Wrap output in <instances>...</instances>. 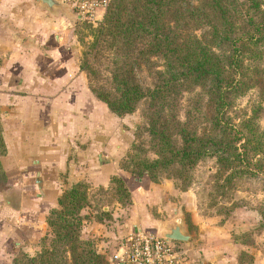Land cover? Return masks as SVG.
Instances as JSON below:
<instances>
[{
    "label": "trees",
    "instance_id": "trees-1",
    "mask_svg": "<svg viewBox=\"0 0 264 264\" xmlns=\"http://www.w3.org/2000/svg\"><path fill=\"white\" fill-rule=\"evenodd\" d=\"M104 15L101 34L113 49L115 95L92 89L117 115L132 112L148 97L150 147L156 155L143 156L134 142L128 162H119V167L145 187L162 173L187 180L198 160L214 155L213 186L221 196L229 192L237 175L264 176V131L258 125L264 84L259 102L248 108L235 104L238 96L263 83L261 1L111 0ZM143 66L153 70L151 87H143L137 78ZM185 91L192 95L181 119L178 111ZM5 153L0 122V157ZM0 174L5 179L1 159ZM115 180L125 203L130 202L129 184L125 187L120 177H112ZM85 184L76 181L67 186L58 206L46 215L53 234L50 243L35 254L20 251L12 264H110L90 239L81 236L86 217L81 210L91 202ZM260 212L264 227V208Z\"/></svg>",
    "mask_w": 264,
    "mask_h": 264
},
{
    "label": "crops",
    "instance_id": "crops-1",
    "mask_svg": "<svg viewBox=\"0 0 264 264\" xmlns=\"http://www.w3.org/2000/svg\"><path fill=\"white\" fill-rule=\"evenodd\" d=\"M74 17L51 12L35 0H0V117L6 144L0 264H11L19 247L36 252L48 230L46 215L76 181L91 189L107 186L115 175L129 180L131 203L117 226L125 233L172 218L171 199L162 202L170 188L132 186L140 179L119 167L129 141L121 119L95 96L79 67L69 42ZM9 196L18 207L5 201ZM152 209L165 219L154 218L160 216Z\"/></svg>",
    "mask_w": 264,
    "mask_h": 264
},
{
    "label": "rangeland",
    "instance_id": "rangeland-1",
    "mask_svg": "<svg viewBox=\"0 0 264 264\" xmlns=\"http://www.w3.org/2000/svg\"><path fill=\"white\" fill-rule=\"evenodd\" d=\"M260 1L264 7V0ZM56 12L63 13L59 12V9ZM72 16H75L73 12ZM104 16L95 21H81L74 17L71 20L69 42L78 53L79 67L85 72L92 92L95 94L92 89L94 88L108 90L115 95L111 76L113 49L101 34L104 29ZM159 63L161 62H156V64ZM137 78L143 87H151L155 81L153 70L146 66L138 69ZM262 81L263 83L238 96L235 100L236 106L248 108L251 104L259 102L260 88L264 84V77ZM191 95L186 91L182 94L178 111V116L181 119L184 116L183 110L187 99ZM148 102V97L142 98L132 112L123 115H117L107 105L109 111L117 115V119H121L123 134L126 135V142L129 141L128 150L119 159V162H128V155L132 153L134 142L141 147L143 156L148 158L156 156L150 147L147 122ZM261 106L263 108L259 111L258 125L264 131L263 102H261ZM0 122L2 126L1 117ZM202 124L204 123L201 122L200 126ZM0 159L3 167L2 156ZM122 170L128 175L131 174L128 169L122 168ZM216 174V158L214 155H208L198 160L195 166L190 169V177L187 180L162 173L157 182H148L149 184L162 183L164 187L161 189H171L169 193L165 192L163 196L167 198L163 197L162 201L163 204L169 198L172 201L169 211L172 217L170 222L180 218L184 231L190 234L186 241L177 240L179 248L183 250V264H264V227L261 224L260 212L264 208V176L249 173L237 175L232 180L229 192L225 196H221L213 186ZM115 177H120L123 180V185L127 187L129 180L127 182L122 176L115 175ZM5 182L4 177L0 174V189ZM136 182V180H132L130 184L135 186ZM85 185L89 186L87 183ZM118 185L119 182L115 180L107 186L88 188L91 202L81 210L86 216L83 220L81 236L90 239L93 246L98 252L105 255L109 263L111 253L115 251L121 240L133 231V229H127L128 232L125 233L118 229L124 223L121 222V219L125 218L127 206L131 203V201L125 203L126 197L123 193L121 194ZM225 206L228 207L224 208ZM152 210V214L160 216H153L154 218L165 219L159 214L160 212L156 213L154 209ZM164 215H167L166 210ZM85 227L89 229L91 235L84 234L87 233ZM151 229L157 230L159 227L155 223L149 228L146 227L145 230ZM52 236V231L48 226V230L40 238L39 248L35 253L41 249L43 244L48 245ZM20 251L25 250L19 247L13 251L11 264L13 258Z\"/></svg>",
    "mask_w": 264,
    "mask_h": 264
},
{
    "label": "built area",
    "instance_id": "built-area-1",
    "mask_svg": "<svg viewBox=\"0 0 264 264\" xmlns=\"http://www.w3.org/2000/svg\"><path fill=\"white\" fill-rule=\"evenodd\" d=\"M111 0H63L81 21L102 19ZM183 250L177 240L162 236L157 230L136 229L117 246L110 264H183Z\"/></svg>",
    "mask_w": 264,
    "mask_h": 264
},
{
    "label": "water",
    "instance_id": "water-1",
    "mask_svg": "<svg viewBox=\"0 0 264 264\" xmlns=\"http://www.w3.org/2000/svg\"><path fill=\"white\" fill-rule=\"evenodd\" d=\"M35 1L41 6L46 7L51 12H56V10L59 9L64 14L68 16H72L71 10L63 2V0H35ZM5 201L8 204H10L12 207H18V205L14 203V199L10 196L6 197ZM158 227L159 229H157V232H159L162 236L169 239L186 241L190 236L188 232L184 231L180 218H177L172 222L167 220L160 221L158 223Z\"/></svg>",
    "mask_w": 264,
    "mask_h": 264
}]
</instances>
